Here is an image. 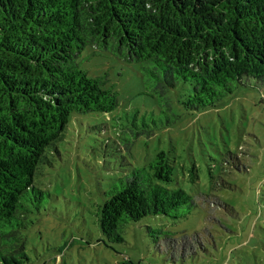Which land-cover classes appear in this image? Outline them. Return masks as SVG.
Wrapping results in <instances>:
<instances>
[{"label": "trees", "instance_id": "obj_1", "mask_svg": "<svg viewBox=\"0 0 264 264\" xmlns=\"http://www.w3.org/2000/svg\"><path fill=\"white\" fill-rule=\"evenodd\" d=\"M88 47L138 63L141 93L163 111L177 88L183 107L204 109L244 78L264 83V0H0V264L29 260L24 231L43 195L34 178L70 114L118 106L108 74L81 69ZM172 182L160 150L111 183L98 218L108 242L129 222L189 213L191 195Z\"/></svg>", "mask_w": 264, "mask_h": 264}, {"label": "rangeland", "instance_id": "obj_2", "mask_svg": "<svg viewBox=\"0 0 264 264\" xmlns=\"http://www.w3.org/2000/svg\"><path fill=\"white\" fill-rule=\"evenodd\" d=\"M90 52H82L81 69L106 72L118 106L72 112L46 151L34 178L43 195L24 231L25 264H264V83L244 78L199 110L179 103L180 88L170 90L165 112L141 93L138 63ZM160 150L173 166L171 185L191 195L192 210L129 222L123 241L108 242L98 221L103 192Z\"/></svg>", "mask_w": 264, "mask_h": 264}]
</instances>
